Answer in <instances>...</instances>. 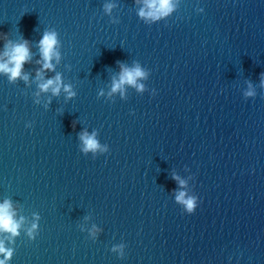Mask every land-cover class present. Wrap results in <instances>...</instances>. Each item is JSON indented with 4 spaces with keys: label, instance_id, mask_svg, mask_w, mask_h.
Listing matches in <instances>:
<instances>
[{
    "label": "water",
    "instance_id": "95a60500",
    "mask_svg": "<svg viewBox=\"0 0 264 264\" xmlns=\"http://www.w3.org/2000/svg\"><path fill=\"white\" fill-rule=\"evenodd\" d=\"M142 6L0 0V52L27 39L33 53L28 81L0 73V202L25 217L10 264H264V0H178L157 20ZM53 29L45 78L60 73L72 97L38 87ZM137 64L144 89L109 95ZM84 131L107 150L85 152Z\"/></svg>",
    "mask_w": 264,
    "mask_h": 264
},
{
    "label": "clouds",
    "instance_id": "9594fccd",
    "mask_svg": "<svg viewBox=\"0 0 264 264\" xmlns=\"http://www.w3.org/2000/svg\"><path fill=\"white\" fill-rule=\"evenodd\" d=\"M178 0H143V6L139 10V15L149 20H157L166 17L173 12L177 7ZM114 7L113 3H106L105 9L111 11ZM203 9H201L202 11ZM6 34L0 33V39H5ZM60 44L59 34L56 30H46L41 39L39 40V49L41 59L36 63L41 67L36 69V79L40 81L38 87L41 91L47 92L51 90L54 95H58L63 88L68 97L76 95L70 84H64L62 75L57 73L54 77L45 78L46 70H55V64L53 60L57 62L60 60L61 53L58 50ZM32 51L30 48V42L27 39L19 42L7 41L4 45V50L0 52V73L8 75L10 80L22 78L28 81L29 74L24 72V65L32 58ZM148 73L137 64L134 68L122 66V71L119 79L114 80L112 90L109 93L116 92L117 90H123L125 84L135 85L138 90L144 89V84L139 83L138 77H146ZM264 75V74H262ZM39 95V93H37ZM246 96L255 95V91L252 86L249 85V91L245 93ZM50 99V98H49ZM80 138L83 141V150L88 152L89 150L95 152L97 150L106 151L107 146H102L97 139L96 132L89 134L84 131L80 134ZM173 178L179 181L183 186L187 183L186 180L181 179L179 175L174 174ZM177 201L184 205V211L192 214L197 210L200 197L197 195L188 196L186 192L181 190L176 196ZM25 217L20 216L17 218L16 210L13 207V203L10 199H5L0 202V234L8 233L10 235H0V264H10L14 255L15 249L9 246L10 242H13V238L19 235V231L23 226ZM38 225L33 222L31 227L27 229L28 234L35 238ZM99 229L93 225L91 234L96 236ZM124 244L114 245L113 251H119L121 257L124 256Z\"/></svg>",
    "mask_w": 264,
    "mask_h": 264
}]
</instances>
